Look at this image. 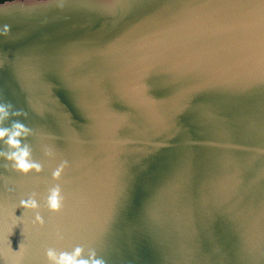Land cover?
Segmentation results:
<instances>
[{"label":"water","instance_id":"water-1","mask_svg":"<svg viewBox=\"0 0 264 264\" xmlns=\"http://www.w3.org/2000/svg\"><path fill=\"white\" fill-rule=\"evenodd\" d=\"M4 25L0 103L27 114L4 126L43 170L0 158V253L264 264V0H2ZM31 193L43 227L16 207Z\"/></svg>","mask_w":264,"mask_h":264},{"label":"clouds","instance_id":"clouds-1","mask_svg":"<svg viewBox=\"0 0 264 264\" xmlns=\"http://www.w3.org/2000/svg\"><path fill=\"white\" fill-rule=\"evenodd\" d=\"M59 6H63L62 3ZM10 32V26L4 25L0 30V36H7ZM26 116L22 111H13L12 105L8 103H0V142L4 145V150H0V158L6 162V167L11 164L12 171L22 175L29 173L39 174L42 172V165L32 159V150L28 143H22L32 133L31 130L19 121H13L9 126H4L5 121L11 117ZM46 157H52L54 154L50 149L44 150ZM68 167L67 161H61L60 164L52 171L51 178L53 181H59L62 173ZM62 196L61 188L57 184L48 190L44 205L48 212L58 213L61 210ZM17 208L23 209L24 212L35 213L31 219V224L34 227H43L45 221L39 213L40 203L36 199V193L28 195L27 199H21ZM16 208L12 211L14 220L20 221L21 217L15 215ZM13 234L10 233L9 237ZM60 238V237H58ZM25 248L21 244L17 250H13L11 241L8 238V247L6 252L0 253V259H3L4 264H23ZM47 264H106L103 256H99L94 248H87L78 245L71 251H57L54 248H48L45 251Z\"/></svg>","mask_w":264,"mask_h":264},{"label":"trees","instance_id":"trees-1","mask_svg":"<svg viewBox=\"0 0 264 264\" xmlns=\"http://www.w3.org/2000/svg\"><path fill=\"white\" fill-rule=\"evenodd\" d=\"M0 1H2V0H0Z\"/></svg>","mask_w":264,"mask_h":264}]
</instances>
